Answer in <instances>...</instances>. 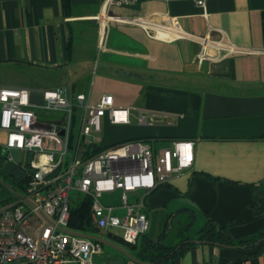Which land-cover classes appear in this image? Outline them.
<instances>
[{
    "label": "crops",
    "instance_id": "crops-1",
    "mask_svg": "<svg viewBox=\"0 0 264 264\" xmlns=\"http://www.w3.org/2000/svg\"><path fill=\"white\" fill-rule=\"evenodd\" d=\"M108 1L69 0L63 10L61 0H0V88L28 89L32 103L41 101L43 90L68 99L85 93L90 104L112 95L115 107L129 108V122L114 125L103 117L92 147L145 140L158 151L193 141L191 171L144 197L149 229L137 245L157 242L168 220L171 229L162 241L175 244L191 211L192 243L179 264H264V243L226 248L196 243L194 236L208 219L234 242L264 232V0H207L203 6L196 0ZM167 17L213 43L204 52L189 39L166 41L163 32L121 21L153 20L159 30L169 25ZM222 38L233 53L219 44ZM141 113L164 117L143 125ZM8 155L24 162L16 150ZM114 192L119 202H103V196L102 202L119 206L121 192ZM141 195L131 192L129 199ZM93 236L124 244L110 232Z\"/></svg>",
    "mask_w": 264,
    "mask_h": 264
},
{
    "label": "built area",
    "instance_id": "built-area-1",
    "mask_svg": "<svg viewBox=\"0 0 264 264\" xmlns=\"http://www.w3.org/2000/svg\"><path fill=\"white\" fill-rule=\"evenodd\" d=\"M139 1L109 0L108 5H134ZM206 1L195 3L203 6ZM121 21L146 32L155 30L157 35L163 32L161 38L166 41L189 39L199 43L204 52L213 43L209 38L183 32L168 17L165 21L169 25L159 30L153 20ZM219 44L226 51L236 50L223 38ZM105 116L111 124H127L129 108L115 107L110 94L90 104L85 93L68 99L57 90H43L41 101L32 103L28 89L0 88V131L5 133L6 160H11L8 153L12 150L22 153L25 158L20 166L26 173L21 196L0 204V264H95L93 258L101 253L102 244L64 232L71 231L72 191L90 198L97 228L104 233L119 228L125 245H136L148 232L144 197L173 176L191 171L194 143L179 140L171 148L156 151L146 141L130 140L92 153ZM162 117L141 113L138 122L153 124ZM116 190L121 192L119 206L104 204L103 194ZM136 191L143 195L131 202L129 194ZM120 210L122 215L116 213Z\"/></svg>",
    "mask_w": 264,
    "mask_h": 264
},
{
    "label": "trees",
    "instance_id": "trees-1",
    "mask_svg": "<svg viewBox=\"0 0 264 264\" xmlns=\"http://www.w3.org/2000/svg\"><path fill=\"white\" fill-rule=\"evenodd\" d=\"M61 3L63 10L70 6L69 0H61ZM92 148L95 153L103 149L98 146H93ZM19 188L22 190L23 185H19ZM187 218V224L180 230L181 237L175 244H164L162 241L163 237H165L167 232L171 229L168 220L164 232L157 242L147 241L140 246L137 244L130 246L136 251L133 257L140 262L149 264H179L180 256L186 247L191 244H184V242L192 240L191 236L188 234L194 223V214L190 211ZM68 228L74 232L92 236L100 233V230L95 224V219L91 210V200L89 197L84 195L75 206L71 205ZM182 232H186L187 234L184 235ZM194 236L198 241H204L206 243L219 244L220 246H231L234 248L245 247L243 249H250L256 246L255 243H258V241L264 238V232L251 238L234 242L228 236L225 228L217 226L212 220L208 219L203 228L195 232ZM263 243L264 241H261L258 245H263ZM179 245L180 247L176 250Z\"/></svg>",
    "mask_w": 264,
    "mask_h": 264
},
{
    "label": "rangeland",
    "instance_id": "rangeland-1",
    "mask_svg": "<svg viewBox=\"0 0 264 264\" xmlns=\"http://www.w3.org/2000/svg\"><path fill=\"white\" fill-rule=\"evenodd\" d=\"M3 143L4 142H3L2 135H0V146H1L0 152L1 153L5 152V149L2 146ZM20 158H21L20 159L21 161L23 159L22 155ZM13 188H14V185L12 182L0 176V193L3 194V197L6 196V197H10L13 199L14 198V193L12 191ZM15 189L18 190L19 192H23V189L21 190V188H19L18 186H16ZM83 196L84 195L77 194L76 192L72 191L70 204L72 206H75L81 200ZM102 200L103 202L108 201L109 203H112V204L114 202H119L118 192H114L112 194H103ZM5 201H1V198H0V204ZM109 232L119 237L121 236V233H122L119 228H112L109 230ZM102 236L104 235L102 234ZM117 245L125 249L131 256L135 255L136 251H134L132 247L125 245V244H117ZM93 261L95 264H107L108 262H114L115 264H129L130 263V260L126 258L122 253H120L118 250L108 245H105V244H102L101 253L99 255H95L93 258Z\"/></svg>",
    "mask_w": 264,
    "mask_h": 264
},
{
    "label": "water",
    "instance_id": "water-1",
    "mask_svg": "<svg viewBox=\"0 0 264 264\" xmlns=\"http://www.w3.org/2000/svg\"><path fill=\"white\" fill-rule=\"evenodd\" d=\"M135 75V74H133ZM0 176H2L3 178L7 179L8 181L12 182L14 186H19L22 184V182L25 180L26 178V173L24 171V169L18 165L17 163L11 161V160H6V152H2L0 155ZM14 189V188H13ZM13 193L16 196H21L20 193L18 191H16L15 189L13 190ZM65 233H68L70 235H76V236H80V237H85L97 242H100L102 244L108 245L116 250H118L120 253H122L126 258H128L131 262H133L134 264H149V263H144V262H140L138 260H136L133 256H131L125 249H123L122 247H120L117 244H114L110 241H107L103 238L100 237H96V236H92V235H87V234H81V233H74L68 230H64ZM264 241V238L262 240H260L259 242ZM186 243H192V241H186L184 242V244ZM196 243H206L204 241H197ZM220 246L219 244H215ZM180 247L177 246L176 250ZM226 248H234L231 246H223ZM239 248H245V247H239Z\"/></svg>",
    "mask_w": 264,
    "mask_h": 264
},
{
    "label": "flooded vegetation",
    "instance_id": "flooded-vegetation-1",
    "mask_svg": "<svg viewBox=\"0 0 264 264\" xmlns=\"http://www.w3.org/2000/svg\"><path fill=\"white\" fill-rule=\"evenodd\" d=\"M15 187V186H14Z\"/></svg>",
    "mask_w": 264,
    "mask_h": 264
}]
</instances>
